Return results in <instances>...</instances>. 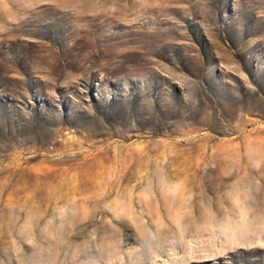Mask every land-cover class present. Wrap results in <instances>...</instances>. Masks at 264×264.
<instances>
[{"label":"rangeland","instance_id":"obj_1","mask_svg":"<svg viewBox=\"0 0 264 264\" xmlns=\"http://www.w3.org/2000/svg\"><path fill=\"white\" fill-rule=\"evenodd\" d=\"M183 262L264 264V0H0V264Z\"/></svg>","mask_w":264,"mask_h":264},{"label":"bare ground","instance_id":"obj_2","mask_svg":"<svg viewBox=\"0 0 264 264\" xmlns=\"http://www.w3.org/2000/svg\"><path fill=\"white\" fill-rule=\"evenodd\" d=\"M139 209H141V210L144 211V208L139 207ZM195 217H196V218H199L200 216H199V215H196ZM194 222H196V221H193L192 223L195 224ZM167 230H168V229H167ZM165 232H166V231H165ZM191 249H192V248H191ZM191 249H189V250H190V251H194V250H191ZM194 249H195V248H194ZM195 250H196V249H195ZM190 251H189V252H190ZM158 255H159V254H158ZM188 256H189V255H187L186 258H187ZM190 256H191V255H190ZM191 257H192V256H191ZM191 257H189V258H191ZM186 258H185V259H186ZM189 258H187V259L189 260ZM179 259H180V258H179ZM169 261H170V260H169ZM181 262H182V261H181ZM187 262H190V261H187ZM178 263H179V262H178ZM170 264H171V263H170ZM175 264H177V263H175ZM183 264H185V263L183 262Z\"/></svg>","mask_w":264,"mask_h":264}]
</instances>
